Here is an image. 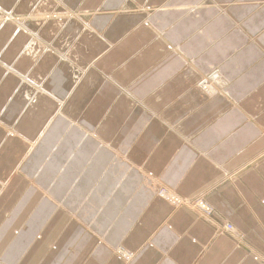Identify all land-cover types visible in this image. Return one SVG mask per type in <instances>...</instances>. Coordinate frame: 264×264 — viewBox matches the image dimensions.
I'll use <instances>...</instances> for the list:
<instances>
[{"label":"crops","instance_id":"1","mask_svg":"<svg viewBox=\"0 0 264 264\" xmlns=\"http://www.w3.org/2000/svg\"><path fill=\"white\" fill-rule=\"evenodd\" d=\"M0 264H264V0H0Z\"/></svg>","mask_w":264,"mask_h":264},{"label":"bare ground","instance_id":"2","mask_svg":"<svg viewBox=\"0 0 264 264\" xmlns=\"http://www.w3.org/2000/svg\"><path fill=\"white\" fill-rule=\"evenodd\" d=\"M34 2V1H33ZM50 2V1H49ZM52 3V2H51ZM37 7V6H36ZM49 10V9H48ZM38 13V12H37ZM16 21V20H15ZM45 21V20H44ZM34 48V47H33ZM36 49V48H35ZM43 50V49H42ZM45 50H48L47 48H45ZM34 52V51H33ZM36 52V51H35ZM27 53V52H26ZM41 53V52H40ZM48 54V53H47ZM25 55V54H24ZM78 78V77H77ZM76 81V80H75ZM216 84H217V86H219V87H222L223 85H224V83H223V81H221L220 79H217L216 80ZM209 86V85H208ZM206 90L210 93V94H212L213 93V91H214V87L210 84V86L209 87H207L206 88ZM162 196L163 197H165V198H169L171 201H173V203H174V201H177L176 199H174V197L172 196V195H170V194H166V193H162ZM197 207L199 208V210L200 211H205V212H209V210H207L206 209V207L205 206H203L202 205V203L201 202H198V204H197ZM225 229L226 230H228L229 229V227L228 226H226L225 227ZM232 229V228H231ZM229 231V230H228ZM129 254V253H128Z\"/></svg>","mask_w":264,"mask_h":264},{"label":"rangeland","instance_id":"3","mask_svg":"<svg viewBox=\"0 0 264 264\" xmlns=\"http://www.w3.org/2000/svg\"><path fill=\"white\" fill-rule=\"evenodd\" d=\"M214 70H217V69H214ZM213 70V71H214ZM212 72V71H211ZM211 72L210 73H208L207 74V76H209L210 74H211ZM205 79V77L203 76L198 82H197V84H196V86L201 90V91H205V88H206V86L204 85V88L202 87V80H204ZM203 213L204 214H206L207 216L210 214V212H205V211H203ZM230 229H228L229 231L231 230V227L230 226H228Z\"/></svg>","mask_w":264,"mask_h":264},{"label":"built area","instance_id":"4","mask_svg":"<svg viewBox=\"0 0 264 264\" xmlns=\"http://www.w3.org/2000/svg\"><path fill=\"white\" fill-rule=\"evenodd\" d=\"M230 229V228H229Z\"/></svg>","mask_w":264,"mask_h":264}]
</instances>
